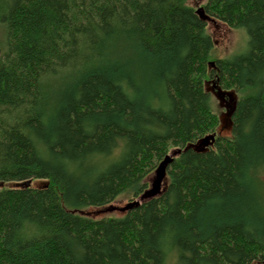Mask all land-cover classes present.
<instances>
[{
  "label": "trees",
  "instance_id": "trees-1",
  "mask_svg": "<svg viewBox=\"0 0 264 264\" xmlns=\"http://www.w3.org/2000/svg\"><path fill=\"white\" fill-rule=\"evenodd\" d=\"M204 11L248 50L211 62L188 0H0V182L49 181L0 191V264L264 262V0ZM208 86L237 96L229 136ZM178 150L160 195L84 214Z\"/></svg>",
  "mask_w": 264,
  "mask_h": 264
},
{
  "label": "rangeland",
  "instance_id": "rangeland-1",
  "mask_svg": "<svg viewBox=\"0 0 264 264\" xmlns=\"http://www.w3.org/2000/svg\"><path fill=\"white\" fill-rule=\"evenodd\" d=\"M208 1L209 0H188V4L198 10L199 8H204ZM207 30L214 41V49L210 56L211 62H214L218 59L233 58L234 56L241 55L248 50V36L243 30H232L225 23L217 19H211L207 21ZM2 33V28H0V36L2 35ZM0 48L2 49L1 45ZM210 89L213 93L215 109L219 113L221 120H225V124L222 128V130L224 131L223 135L229 136V131L227 130L229 129L227 116H229L231 113L230 111L233 110L237 96L234 92H226L220 89L215 94L216 88H214L215 90L213 91V86ZM48 182V180L40 179L25 182H0V191L28 187L43 188L48 185ZM129 202L130 198L123 197L118 199L111 206L98 209L91 208L85 211L84 214L96 219L107 216H122L125 214L123 208ZM111 207L112 209H110ZM175 260L176 259L172 256L166 264H175Z\"/></svg>",
  "mask_w": 264,
  "mask_h": 264
},
{
  "label": "water",
  "instance_id": "water-1",
  "mask_svg": "<svg viewBox=\"0 0 264 264\" xmlns=\"http://www.w3.org/2000/svg\"><path fill=\"white\" fill-rule=\"evenodd\" d=\"M197 14L205 21L211 20L208 15L205 14L204 8H199L197 10ZM1 54V49H0ZM214 63H212L213 65ZM215 142V135H212L210 138H206L200 145L199 148L203 150L212 146ZM181 153V150L172 151L171 154L167 155L163 161L159 164L156 169L153 177L150 179V188L141 195L135 201L127 203V205L123 208V211L126 213L134 208L139 207L143 202L148 200L149 198L156 197L162 193L167 185V169L173 163L175 157ZM112 209V207L110 208ZM256 264H264V262H258Z\"/></svg>",
  "mask_w": 264,
  "mask_h": 264
},
{
  "label": "bare ground",
  "instance_id": "bare-ground-1",
  "mask_svg": "<svg viewBox=\"0 0 264 264\" xmlns=\"http://www.w3.org/2000/svg\"><path fill=\"white\" fill-rule=\"evenodd\" d=\"M215 135V134H214ZM216 137V136H215ZM216 139V138H215ZM150 199V198H149Z\"/></svg>",
  "mask_w": 264,
  "mask_h": 264
},
{
  "label": "flooded vegetation",
  "instance_id": "flooded-vegetation-1",
  "mask_svg": "<svg viewBox=\"0 0 264 264\" xmlns=\"http://www.w3.org/2000/svg\"><path fill=\"white\" fill-rule=\"evenodd\" d=\"M214 89V88H213Z\"/></svg>",
  "mask_w": 264,
  "mask_h": 264
}]
</instances>
